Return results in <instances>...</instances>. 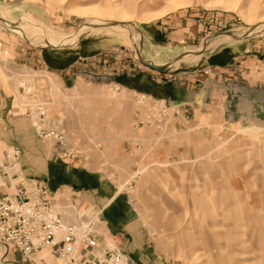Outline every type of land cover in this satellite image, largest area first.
Returning a JSON list of instances; mask_svg holds the SVG:
<instances>
[{"label": "rangeland", "instance_id": "obj_1", "mask_svg": "<svg viewBox=\"0 0 264 264\" xmlns=\"http://www.w3.org/2000/svg\"><path fill=\"white\" fill-rule=\"evenodd\" d=\"M172 20L170 36L201 32L169 66L142 62L144 27ZM244 39L264 40V0H0V93L53 155L99 171L131 205L148 264H264V113L239 121L222 115L218 90L215 103L189 109L153 88L219 89L227 76L204 62ZM8 148L0 142V195L17 168ZM35 180L100 221L75 191ZM32 257L0 249V264H61L48 247Z\"/></svg>", "mask_w": 264, "mask_h": 264}, {"label": "crops", "instance_id": "obj_2", "mask_svg": "<svg viewBox=\"0 0 264 264\" xmlns=\"http://www.w3.org/2000/svg\"><path fill=\"white\" fill-rule=\"evenodd\" d=\"M174 24L175 21L172 20L144 27L141 48L145 49L147 54H142V50L139 51L138 55L142 62L169 66L175 57L185 52L184 48L188 47L185 42L190 43L201 32V29L195 26L192 30H184V32L181 29L180 32L170 36L167 32L171 28L168 29V26ZM222 50L223 53L215 56L216 61L214 58L209 63L203 61L207 64L208 71L216 74L223 73V77L227 76L228 82L222 87L218 89L214 84L211 91L209 88L199 89L198 84L195 83L191 86V92L185 91L183 94L180 91L181 95H177L180 87L166 80L162 84L153 86L155 90L165 92L164 96L158 98L168 101L181 99L178 103L185 104L191 109L198 98L201 100H198L200 102H197V107L203 105L205 100L207 103H215L216 90H218L220 102L223 103L222 115L226 114L227 118L231 115V118L243 121L246 115L264 113V40L252 42L244 39L225 45ZM38 52L39 59L43 62L46 57L44 54L41 55L42 51ZM76 55L73 53V56ZM78 57V59H84L80 55ZM204 58L205 61L208 60L207 57ZM73 59L65 60L62 68H53V71L66 70L77 62V58ZM232 72H238V77L233 76ZM214 77H219L215 81L221 78ZM222 79L224 81L226 77ZM60 80L63 86L69 81L65 76ZM236 84L238 90L235 87ZM152 90L146 89L148 95L153 94ZM175 97L178 98L174 100ZM8 98L0 93V142L4 146L14 147L19 151L18 166L21 175L32 179H42L51 189L59 187L78 193L89 206L100 210V221L94 220L95 228L99 231L101 238H99L100 244L113 242L125 252L132 263L148 264L149 256L145 252L146 240L136 216L132 214L131 205L119 197L118 190L106 180L104 181V176L99 171L90 170L84 166L67 165L63 159L57 158L46 149L35 138L26 118L12 110ZM249 106L253 108L250 110ZM61 197L63 201L68 202L64 195Z\"/></svg>", "mask_w": 264, "mask_h": 264}, {"label": "built area", "instance_id": "obj_3", "mask_svg": "<svg viewBox=\"0 0 264 264\" xmlns=\"http://www.w3.org/2000/svg\"><path fill=\"white\" fill-rule=\"evenodd\" d=\"M56 137L61 139L60 134ZM17 159L18 150L8 148L9 170L17 168L15 178L6 180L12 192L0 195L2 253L13 248L21 258L32 260L48 247L50 257L61 264H131L114 247L104 243L101 246L94 219L81 210L82 202H65L43 182L22 177ZM0 173L6 175L3 168Z\"/></svg>", "mask_w": 264, "mask_h": 264}, {"label": "water", "instance_id": "obj_4", "mask_svg": "<svg viewBox=\"0 0 264 264\" xmlns=\"http://www.w3.org/2000/svg\"><path fill=\"white\" fill-rule=\"evenodd\" d=\"M147 67H148V69L153 70V71H157V72L162 70L161 68L152 67L151 65H147Z\"/></svg>", "mask_w": 264, "mask_h": 264}, {"label": "trees", "instance_id": "obj_5", "mask_svg": "<svg viewBox=\"0 0 264 264\" xmlns=\"http://www.w3.org/2000/svg\"><path fill=\"white\" fill-rule=\"evenodd\" d=\"M120 84H121V85H123V86H126V85H125V84H123L122 82H120Z\"/></svg>", "mask_w": 264, "mask_h": 264}]
</instances>
